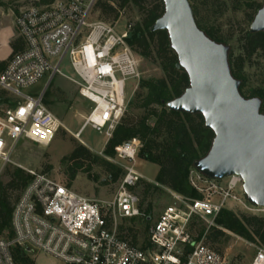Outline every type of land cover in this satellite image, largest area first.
<instances>
[{"label": "built area", "instance_id": "built-area-1", "mask_svg": "<svg viewBox=\"0 0 264 264\" xmlns=\"http://www.w3.org/2000/svg\"><path fill=\"white\" fill-rule=\"evenodd\" d=\"M96 1L53 0L19 13L16 26L24 48L0 71V89L15 99L0 110V173L21 140L47 146L61 125L43 103L44 91L36 96L24 92L46 73L50 80L60 75L75 83L80 96L91 103L77 138L90 127L104 136L106 145L124 118L143 78L142 58L128 44L129 27L118 29L119 18H92ZM65 60L75 77L62 72ZM141 147L139 137L114 147L113 161L123 175L108 201L88 198L44 172L28 170L30 179L11 214L12 236L0 238V264H15V246L64 264H225L224 256L204 243V235L197 241L189 227L199 218L208 221L209 228L222 229L215 218L229 202L254 214L264 211L235 193L238 187L243 191L239 175H229L222 183L193 167L189 182L201 198L166 188L172 201L150 226L148 244H133L120 234L119 221L144 216L135 191L142 180L135 168ZM251 264H264L262 246H255Z\"/></svg>", "mask_w": 264, "mask_h": 264}, {"label": "trees", "instance_id": "trees-1", "mask_svg": "<svg viewBox=\"0 0 264 264\" xmlns=\"http://www.w3.org/2000/svg\"><path fill=\"white\" fill-rule=\"evenodd\" d=\"M53 0H40V3L48 4ZM239 0H236V3ZM131 3L140 14V19L129 27L127 39L131 49L141 58L157 63L163 75L159 78H142L138 90L134 95L133 108L141 109L139 118L129 120L125 117L115 128L113 135L107 143V153L113 154L114 147L124 140L139 137L142 141L138 155L143 160L157 164L159 171L155 182L157 185L173 190L185 197L199 199L202 195L197 192L189 182V172L196 160L204 157L211 147L214 137L213 132L204 126L203 117L200 114H189L169 110L166 103L180 96L189 86L186 72L178 65L175 52L170 47L169 38L165 30L151 31L154 22L163 14L164 4L162 0H97L94 10L98 17L105 21L113 22L120 16L121 10ZM223 4V3H222ZM238 4V3H237ZM191 5V4H190ZM224 5V4H223ZM251 13H247V20L252 21L254 15L263 4L250 2L246 4ZM197 26L216 42L222 39L211 28H208L199 18L198 11L191 5ZM241 54L233 56L229 52L228 60L230 70L234 78L240 81L239 91L242 94L243 66L245 61L257 53L264 56V32L251 33L245 29L239 37ZM11 54L24 48V42L19 36L9 44ZM7 60L0 61L2 71ZM9 94L0 89V102ZM261 96L252 90L250 97ZM259 98V97H258ZM10 101V100H9ZM8 102L7 105H10ZM261 108V107H260ZM153 120L151 123L150 121ZM64 159L70 161L73 167L81 168L85 161L92 159L91 152L82 144L74 146L72 152ZM110 178L123 175L121 167L101 160ZM9 180L0 183V238L12 236L11 214L21 191L30 179V175L21 168L8 171ZM146 190L156 188L155 185L140 180ZM17 191L15 198L12 192ZM143 217L138 222L144 223L141 233L133 228H124L119 225L120 234L131 243L145 247L148 244V231L150 228L151 207L142 208ZM134 221V218L128 219ZM218 227H210L206 239L211 244L219 243L221 238L227 240V232L234 233L244 239L252 241L264 248V216L251 214H236L231 210L222 209L215 218ZM195 222L190 224V231L195 227ZM196 240H200L205 228H196ZM224 229V230H223ZM142 238L143 242L139 243ZM15 264H34L29 253L24 248L15 246L12 249Z\"/></svg>", "mask_w": 264, "mask_h": 264}, {"label": "rangeland", "instance_id": "rangeland-1", "mask_svg": "<svg viewBox=\"0 0 264 264\" xmlns=\"http://www.w3.org/2000/svg\"><path fill=\"white\" fill-rule=\"evenodd\" d=\"M253 1L264 4V0H239L238 4L236 0H189L190 4L198 11L202 22H205L208 28H211L217 36L221 37V43L229 47V52L233 56L241 54L238 39L243 31L249 28L250 22L247 20V13H251L252 10L246 4ZM41 4L43 3H40V0H0V61L8 59L11 54L9 44L19 37L16 26L19 13L30 6ZM96 16H98V12L94 11L92 18ZM139 19L140 14L137 9L129 3L120 12L118 29L133 25ZM61 70L66 76L75 77L66 60L62 64ZM141 71L144 79L159 78L163 75L157 63L144 58L141 61ZM49 80L50 74L46 73L39 82L24 92L36 96L44 91L43 103L59 119L61 125L47 146L29 140H21L12 155L11 163L6 165L0 173V183H6L9 180L8 171L11 172L18 167L26 173L28 170L44 172L52 178L60 180L76 193L88 198L102 201L111 200L120 180V175L114 179L110 178L109 173L100 162L106 160L117 165L113 161L114 153H107L108 144L105 145L104 136L90 127H86L82 131L80 138L75 136L91 107V103L80 96L77 85L68 79L55 75ZM241 81L243 82L242 96L245 98L257 97H250L252 90L261 94L258 96L262 101L260 112L264 114V56L261 53H257L250 60L245 61ZM134 98L133 96L130 100L124 116L129 120L139 118L142 115L141 109L133 108ZM13 100L15 99L9 95L4 97L0 102V110L8 106V102ZM150 122L152 123L153 120ZM77 144L84 145L92 154V159L85 161L81 168L73 167L70 161L64 159ZM135 168L141 174L143 181L156 186V188L146 190L141 183L135 189L141 207H151L148 212L151 218V226L163 209L171 203V196L165 187L159 186L155 182L159 171L157 164L143 160L138 155ZM227 179L228 177H224L220 181L225 183ZM235 193L246 200L240 187L236 189ZM16 194H18L17 191L12 192L13 198ZM226 209L236 214H254L233 202H229ZM254 215L264 216V211ZM138 219L135 217L134 221L121 220L118 226L131 227L136 232L141 233L144 223L138 222ZM192 222H195L196 225L191 230L192 234L196 236V228L204 227V243L224 256L225 264H251L255 254V246L258 244L231 232H227V240L221 238L219 243L211 244L205 237L210 229L209 222L199 218H195ZM2 238L10 239L11 236L6 235ZM141 242H143L142 238L139 239V243ZM29 256L34 264H64L63 261L42 252H31Z\"/></svg>", "mask_w": 264, "mask_h": 264}, {"label": "water", "instance_id": "water-1", "mask_svg": "<svg viewBox=\"0 0 264 264\" xmlns=\"http://www.w3.org/2000/svg\"><path fill=\"white\" fill-rule=\"evenodd\" d=\"M163 14L151 31L165 30L178 65L189 86L166 107L176 112L200 114L213 134L207 154L193 167L206 177L239 175L247 201L264 207V114L261 99L245 98L233 77L229 47L216 42L196 24L189 0H162ZM251 33L264 32V4L249 24Z\"/></svg>", "mask_w": 264, "mask_h": 264}]
</instances>
